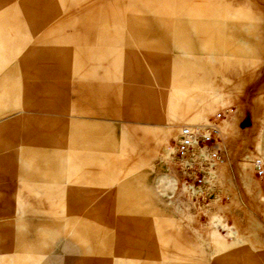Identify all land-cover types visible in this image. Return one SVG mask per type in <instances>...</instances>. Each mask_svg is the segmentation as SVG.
<instances>
[{
  "label": "rangeland",
  "instance_id": "rangeland-1",
  "mask_svg": "<svg viewBox=\"0 0 264 264\" xmlns=\"http://www.w3.org/2000/svg\"><path fill=\"white\" fill-rule=\"evenodd\" d=\"M218 113L194 202L172 154ZM257 158L264 0H0V264H264Z\"/></svg>",
  "mask_w": 264,
  "mask_h": 264
},
{
  "label": "built area",
  "instance_id": "built-area-1",
  "mask_svg": "<svg viewBox=\"0 0 264 264\" xmlns=\"http://www.w3.org/2000/svg\"><path fill=\"white\" fill-rule=\"evenodd\" d=\"M223 114L218 113L212 122L205 126L202 133L192 126L181 128L178 141L176 143L179 172L184 181L191 186L195 195L194 202H202L215 195L216 184L209 177V170L215 169L224 161L220 149V127ZM207 149L205 158L194 157V148ZM256 175L264 177V160L259 158L254 163Z\"/></svg>",
  "mask_w": 264,
  "mask_h": 264
},
{
  "label": "bare ground",
  "instance_id": "bare-ground-1",
  "mask_svg": "<svg viewBox=\"0 0 264 264\" xmlns=\"http://www.w3.org/2000/svg\"><path fill=\"white\" fill-rule=\"evenodd\" d=\"M197 130H199V129H197ZM220 134H221V133H220ZM220 137H221V136H220ZM176 153H177V149L175 148L174 153L172 154V157H173ZM193 156H194V157H197V158H198V157H199V158H205V157L207 156V149H206V148L201 149V148H199L198 146H195ZM257 159H259V158H257ZM257 159H256V160H257ZM256 160H255V161H256ZM172 163H174V157H173ZM254 163H255V162H254ZM216 168H217V167H216ZM216 168H215V169H210V170H209V177H210L212 180H214V178H215L214 172H215ZM184 182H185V181H184ZM213 182H214V181H213ZM185 183H186V182H185ZM186 185H187V194H188L191 198H193L194 195H195L194 191H192L191 186H189L187 183H186Z\"/></svg>",
  "mask_w": 264,
  "mask_h": 264
},
{
  "label": "crops",
  "instance_id": "crops-1",
  "mask_svg": "<svg viewBox=\"0 0 264 264\" xmlns=\"http://www.w3.org/2000/svg\"><path fill=\"white\" fill-rule=\"evenodd\" d=\"M184 118H185V116H184V115L180 117V119H184Z\"/></svg>",
  "mask_w": 264,
  "mask_h": 264
}]
</instances>
